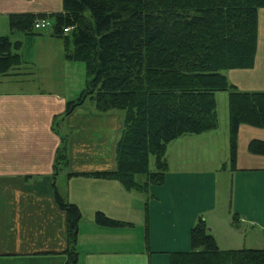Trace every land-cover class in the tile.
I'll list each match as a JSON object with an SVG mask.
<instances>
[{
	"label": "crops",
	"instance_id": "0c3cea01",
	"mask_svg": "<svg viewBox=\"0 0 264 264\" xmlns=\"http://www.w3.org/2000/svg\"><path fill=\"white\" fill-rule=\"evenodd\" d=\"M60 12L62 0H0V37L21 42L23 61L0 76V264H65L66 215L54 189L81 212L76 264H170L171 253L190 249L189 233L200 218L219 249L264 248V156L247 150L251 140L264 141V129L239 127L233 170L228 127L218 133V125L170 143L163 182L146 193L92 177L115 169L121 115L84 104L55 132L54 121L85 81L67 93L64 82L73 75L64 72L74 65L64 57L63 40L52 33L11 35L8 28L10 14ZM225 76L241 92H264V9L258 10L253 67ZM67 133L68 163L55 174ZM96 212L130 226H97Z\"/></svg>",
	"mask_w": 264,
	"mask_h": 264
},
{
	"label": "trees",
	"instance_id": "16d2710c",
	"mask_svg": "<svg viewBox=\"0 0 264 264\" xmlns=\"http://www.w3.org/2000/svg\"><path fill=\"white\" fill-rule=\"evenodd\" d=\"M260 9L264 0H62L60 13L8 15V28L11 35L36 36L34 23L52 20V36L63 40L65 59L84 64L86 71L84 88L66 103L54 131L86 101L99 113L122 112L115 169L92 177L146 193L163 182L170 143L218 128L216 93H228L231 170L239 127L264 129V92H241L223 73L253 67ZM20 49L21 42L0 37V76L23 64ZM68 139V133L61 136L55 174L67 166ZM247 150L264 156V141L251 140ZM54 200L66 215L65 264H76L81 212L56 189ZM94 223L130 226L102 212L95 213ZM189 241L188 251L170 254V264H264V248L219 249L201 218Z\"/></svg>",
	"mask_w": 264,
	"mask_h": 264
},
{
	"label": "rangeland",
	"instance_id": "374dc122",
	"mask_svg": "<svg viewBox=\"0 0 264 264\" xmlns=\"http://www.w3.org/2000/svg\"><path fill=\"white\" fill-rule=\"evenodd\" d=\"M52 29H53V22H52V20H50V26L47 27L44 30L38 31V32H40V34L36 35V36H41V35L49 36V34L52 33ZM38 32H36V33H38ZM69 48L70 49L72 48L71 41L69 43ZM56 64L52 65V67L55 68V69H57ZM72 64L74 66L69 68L68 71L65 70V72H64L65 74L68 73L69 75L75 76V77L72 76L71 80H70L69 77L66 78V81L64 82L66 87H67L66 91H67L68 94H70V96H71V94L73 92H76V90H78L80 80H81V82L85 81V75H86L84 64L78 63V62H72ZM13 70H11V71H13ZM22 72H24V74L26 73L24 70ZM223 73L225 75L226 72L224 71ZM80 75H81V78L79 79L78 76H80ZM83 85H84V83H83ZM83 88H84V86H83ZM77 94L79 95V93H77ZM73 96H74L73 98L75 99L77 95H73ZM227 96H228L227 92H219V93L215 94L216 101H217V116H218V120H219V132L218 133H224L223 131L224 130L226 131V129L228 127ZM85 105H89L90 107H92V105L88 101H86ZM113 113H115L117 115H121V117H123V113L122 112H115L114 111ZM237 139H238V136H237ZM114 156H115V154H114ZM228 163H229V160L227 162V166H228Z\"/></svg>",
	"mask_w": 264,
	"mask_h": 264
},
{
	"label": "built area",
	"instance_id": "2783aa9c",
	"mask_svg": "<svg viewBox=\"0 0 264 264\" xmlns=\"http://www.w3.org/2000/svg\"><path fill=\"white\" fill-rule=\"evenodd\" d=\"M49 26H50L49 20H38L34 23V29L37 31L44 30ZM69 31H70V29H64L63 30L64 34H67Z\"/></svg>",
	"mask_w": 264,
	"mask_h": 264
},
{
	"label": "bare ground",
	"instance_id": "6f19581e",
	"mask_svg": "<svg viewBox=\"0 0 264 264\" xmlns=\"http://www.w3.org/2000/svg\"><path fill=\"white\" fill-rule=\"evenodd\" d=\"M68 29H70V28H68ZM70 31H71V29H70ZM70 31H69L67 34H64V32H63V35H64V36H68L69 33H70Z\"/></svg>",
	"mask_w": 264,
	"mask_h": 264
}]
</instances>
